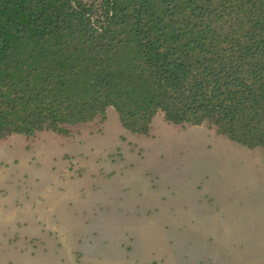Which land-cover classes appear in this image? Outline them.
Here are the masks:
<instances>
[{
  "label": "trees",
  "instance_id": "1",
  "mask_svg": "<svg viewBox=\"0 0 264 264\" xmlns=\"http://www.w3.org/2000/svg\"><path fill=\"white\" fill-rule=\"evenodd\" d=\"M110 106L264 148V0H0V138Z\"/></svg>",
  "mask_w": 264,
  "mask_h": 264
},
{
  "label": "rangeland",
  "instance_id": "2",
  "mask_svg": "<svg viewBox=\"0 0 264 264\" xmlns=\"http://www.w3.org/2000/svg\"><path fill=\"white\" fill-rule=\"evenodd\" d=\"M117 122L118 114L110 106L104 115L66 124L62 130L43 129L29 136L5 135L0 138V150L67 151L65 144L72 142L77 146L84 141V150L73 151L104 149L111 152L104 159L99 156L96 164L104 161L121 164L119 169L102 171L105 180L146 181L152 189L160 191L170 209L160 220L159 246L148 247L161 249L164 259L157 261L148 255L149 259L137 258V263L264 264L263 147L239 143L211 123L176 124L159 112L153 116L146 133L120 136L119 145H126L123 149L112 138L106 141L99 138L103 124L109 123L113 134L112 125ZM50 143L54 146L58 143L60 148L56 150ZM65 160V172L82 175L75 157L68 156ZM88 174L94 178L96 172L85 175ZM137 190H141L139 186ZM123 243L127 255L133 245L140 246L133 239ZM33 254L31 251L30 255ZM75 254L80 258L81 253ZM0 264L16 263L3 257Z\"/></svg>",
  "mask_w": 264,
  "mask_h": 264
},
{
  "label": "crops",
  "instance_id": "3",
  "mask_svg": "<svg viewBox=\"0 0 264 264\" xmlns=\"http://www.w3.org/2000/svg\"><path fill=\"white\" fill-rule=\"evenodd\" d=\"M110 126L103 124L99 138H112L126 149L118 139L136 133L124 128L119 117L113 134ZM81 143L65 144L67 151L0 150V258L16 264H142L136 259L148 255L164 259L161 249L148 246L161 242L160 220L170 209L168 201L146 181L105 180L100 173L121 164H96L111 151H73L84 150ZM68 156L75 157L82 175L65 172ZM90 170L94 178L85 175ZM131 239L140 246L133 245L127 255L122 243Z\"/></svg>",
  "mask_w": 264,
  "mask_h": 264
}]
</instances>
